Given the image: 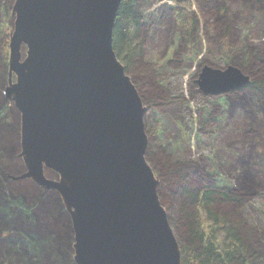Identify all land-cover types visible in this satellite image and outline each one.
<instances>
[{
    "label": "water",
    "instance_id": "water-1",
    "mask_svg": "<svg viewBox=\"0 0 264 264\" xmlns=\"http://www.w3.org/2000/svg\"><path fill=\"white\" fill-rule=\"evenodd\" d=\"M122 1H14L5 95L21 112V177L62 198L77 264H182L146 158L148 107L113 46ZM250 82L209 64L197 80L206 95Z\"/></svg>",
    "mask_w": 264,
    "mask_h": 264
},
{
    "label": "rangeland",
    "instance_id": "rangeland-1",
    "mask_svg": "<svg viewBox=\"0 0 264 264\" xmlns=\"http://www.w3.org/2000/svg\"><path fill=\"white\" fill-rule=\"evenodd\" d=\"M139 1L145 38L140 71L143 74L149 71L144 77L145 90L157 88L165 94L164 102H145L148 107L145 117L148 148L156 141L160 149L153 154L147 149L146 158L159 176L162 205L170 219V215L177 210L178 199L172 198L168 188H164L160 173L169 165L181 163L188 172L205 173L207 176L202 180L204 188L232 191L240 186L244 178H249L253 183V193L239 204L240 229L244 240L254 250L264 253V92L249 89L250 82L240 89L211 96L204 94L197 83L203 66L207 64L218 68L237 66L252 80L264 73V0ZM176 9H185L197 19L191 33L192 45L183 43V36L173 17ZM226 28H229L227 41ZM10 34H7L8 41ZM4 47H9V44H4ZM252 65L256 68L252 69ZM0 70L4 73L0 80V125L15 123L17 130L14 135L15 151L8 154L13 156L3 157L9 169L1 195L8 194L5 197L8 202L22 197L25 203L34 207L36 195L50 192L52 199L58 202V206L50 212L52 221L50 219L44 226L42 223L47 219L43 216L44 220H39L41 215L38 214L37 223L41 228H32L33 235L23 233L16 224L19 222L26 226L24 214L28 210L21 208L24 214L19 212L15 215L13 212L10 217L7 215L8 219L17 221L13 223L15 226L8 224L1 228L2 237L8 236L10 231L18 233L21 240L32 237V243L29 245L23 241L26 247H22L33 264H77L75 233L62 198L58 192L46 190L32 178L21 177L27 170L21 147V112L15 102L5 95L11 76L9 55L7 57L2 50V43ZM134 75H129L132 80ZM145 97L148 94H144L143 100H146ZM3 111H6L5 115L1 116ZM6 146L4 142L2 150L5 154ZM161 156L164 161L158 160ZM51 171L46 169V176L56 178ZM14 194L19 195L15 197ZM1 211L3 215L8 214L5 210ZM8 227H11L10 230ZM26 227L23 229L28 230L29 226ZM173 229L177 239L182 241L180 233L175 227ZM33 245L39 251L36 261ZM7 247L0 245L5 264L6 259L12 256L9 255L12 248Z\"/></svg>",
    "mask_w": 264,
    "mask_h": 264
},
{
    "label": "trees",
    "instance_id": "trees-1",
    "mask_svg": "<svg viewBox=\"0 0 264 264\" xmlns=\"http://www.w3.org/2000/svg\"><path fill=\"white\" fill-rule=\"evenodd\" d=\"M14 1L12 3V0H0V43H2V50L6 52L7 57L9 55V47H4V44H9L7 34L11 32L14 26V17L12 16ZM139 4V0L122 1L114 25L113 46L118 58L124 64L126 72L129 75L135 74L133 81L141 96L143 97L145 93L148 94L144 102L155 104L161 101L164 102L165 94H162L161 89L157 88L152 91L145 90L146 82H144V77H146V73L143 74L140 71L145 54V38L143 37L142 13L140 12ZM173 17L179 33L183 36V43L187 44L188 42L189 45H192L190 40L191 33L197 23L196 17L193 14L190 15L185 9H176L173 12ZM225 31V39L227 41L229 40V28H226ZM250 67L255 69L256 65ZM262 67L264 68V66ZM3 77L4 73L0 70V80ZM249 89H257L263 94L264 73H261L258 78L251 81ZM248 94L250 92L247 93V96ZM251 96H249V99ZM5 112L3 111L1 116L5 115ZM16 131L15 123H2L0 125V208L8 212V214L4 213L3 215L0 209V230L8 224L15 226L14 224L17 220H10L7 217L13 212L16 213L15 215L19 212L24 214L21 208H25L28 211L24 214V219L27 220L24 223L29 226V229L24 230L23 228L26 226L22 225V223L16 222V224L22 228L23 233L33 235L34 233H32L31 229L37 230L40 227L37 223L38 214L41 215L39 220H44V217H46L47 220H44L43 225L41 224L44 226V223H49L50 219L52 221L53 217L50 212L52 208L55 209L58 206V202L52 199L49 191V193L35 196L37 197V202H34V207L25 203L22 197H17L19 194H14L17 199L11 202H8L9 200L5 201V197L8 194L1 195L6 182V171L9 169L4 156L10 155L15 151L16 137L14 135ZM4 142L7 143L4 148L7 152L6 154L2 150ZM157 146L156 141H154L148 148V152L151 154L157 152V150L160 152ZM12 156L9 157L11 158ZM163 159L162 156L158 157L159 161H164ZM166 166H168L167 163ZM169 166L162 169L160 173L163 177L164 188H168L172 198L178 199L177 210L170 215V222L182 238V241H179L182 264H264V253L254 250L242 237L240 218L238 216L239 204L249 194L253 193L252 180L244 178L240 186L232 191L204 188L202 180L207 176L205 173L201 172L198 175L197 173L188 172L184 168L185 165L181 163L176 166ZM51 172L56 174L54 171ZM26 205L29 206L27 207ZM30 211L33 212V215ZM10 228L8 227V230ZM18 236H20L18 233H11L10 231L8 236L2 237L0 231V245L8 246L9 249L12 248L9 250V255L12 256L6 259V264H33L32 259L26 253V249L22 247H26L23 241H27L30 245L32 237L22 238L21 240ZM51 237L53 238L54 236ZM32 252L36 261L39 253L38 248L34 246ZM2 255L0 253V261L2 258V264H5V258Z\"/></svg>",
    "mask_w": 264,
    "mask_h": 264
}]
</instances>
